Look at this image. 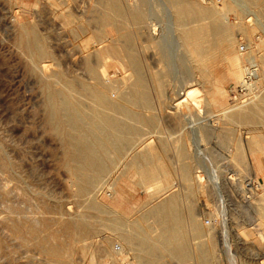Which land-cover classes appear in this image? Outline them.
I'll use <instances>...</instances> for the list:
<instances>
[{"label":"rangeland","instance_id":"obj_1","mask_svg":"<svg viewBox=\"0 0 264 264\" xmlns=\"http://www.w3.org/2000/svg\"><path fill=\"white\" fill-rule=\"evenodd\" d=\"M69 1L60 0L59 2L58 0L59 3H56L55 0L54 3L56 4H54L53 0H0V264H53L50 262L46 253L42 252L41 247L37 245L39 244L37 241L40 239H43V242L46 240L56 247L63 246V251L65 250V252H68L63 260L66 264H114L111 256L101 253L96 249L97 243L101 240L100 238L107 236L108 233L110 234L109 229H107V226H110V222H101L98 218L94 217L95 215L84 208L86 204L85 196L83 197L82 194L76 191L74 176L70 168L65 165L63 144L59 138L52 133L46 123L44 80H42L44 78L41 76L38 67L43 63L46 66H50L47 67L48 70L45 69V75H50L53 71L61 70L60 72L67 76H84V67L76 57H74V53L71 50L70 42H72L73 37L68 29V25L70 26L68 22L70 18L78 15L76 16L77 19L75 18L76 22L78 21L80 25L82 22L81 26H85L92 23V20L96 16L95 11L92 10L94 0ZM121 1L122 3L135 2H133V0ZM259 1L260 0H234L235 5H232L222 16L224 28L237 39L235 44L237 53H239V44L242 42L247 43L249 39L257 44L255 52L258 55L264 52V20L259 13V9L262 5ZM197 2L201 5H209L212 3L221 4L223 0H197ZM66 4H69V6ZM62 5H66V7ZM60 6H62V8H60ZM59 8L60 12L56 10ZM148 8L151 12H153L151 9L155 8L156 10L157 14H155L154 11L152 16H154L155 19H153L155 22L163 29L160 33L163 39L162 37H160V39L165 40L164 36H166L169 47H171L169 49V55L173 62L171 61L169 67L171 75L162 78L161 80L163 82L160 80V82L163 83L162 89L164 91L162 94H164V96L161 94L162 90H160V93L157 92L156 80L153 79L154 76L150 78L151 71L153 75V73L162 70V62H159V57L153 54L154 51L152 52V47H149L151 49L150 51L149 49H144L146 50V52H144L143 44L145 45V43H141L139 39H136L137 41L135 40V48L139 51H137V55L141 56H139V60L142 62L140 63L143 66H141V70L143 71L142 74L147 87L149 83L148 90H150L149 92L152 94L150 95L152 110L150 113L145 112V114L146 116L148 114V116L150 115L149 117H154L156 120L155 125L157 124L158 126L153 127L154 129H150H156L155 131H159L158 129H160L161 133L159 135L163 136L165 142L167 141L166 147L169 149L166 148L164 150L165 155L168 156H165V160L167 162H173L174 160L176 161V156L171 150L173 148L175 149V145H177L173 139L178 135L181 128L182 131L188 132L190 136L189 129L192 128L195 130V128H198L196 130L199 132V130H201L200 128L205 127L206 129L207 125L208 127L211 126V120L217 119L220 114V108L211 103L209 104L211 99L216 101V103H224L228 106L232 105V103L233 105L238 102L240 103L246 99L241 92L235 89L237 80L228 76L226 65L220 59H214L208 63L207 73H203L204 77H202L201 72L200 74L198 73L199 70L194 68L191 57L176 36L178 35L177 30H175L176 28L174 27L172 30H169V25L167 23V15L170 14L167 10L169 8L168 0H148ZM53 10L57 13H54ZM61 12H66L67 14H62ZM70 13L75 15L72 14L73 16L68 17L67 15ZM91 14L93 16H91ZM64 17L67 20L64 21ZM79 19H81V21H79ZM241 23H243V27L247 32L236 27ZM253 23L254 30L249 27ZM29 26L34 28L37 36L40 35L38 36L40 39H44L47 49L49 48L48 50L52 52L53 60L51 58H43L42 60L45 59L44 62H40V60H31L29 53L22 44L24 40V28ZM167 30L172 33L169 32L170 34H168ZM261 50L263 51L261 52ZM147 51L150 55L147 54ZM146 54L149 56L146 57ZM147 58L149 59L147 60ZM180 58L181 61H179ZM175 62L179 63L176 64ZM55 63H58V65ZM242 65L245 69L247 62L243 60ZM257 67L259 73L258 79L260 78L261 81L258 82L257 80L256 82L255 95L264 87V66L257 63ZM48 72L50 74H48ZM121 75L122 73L120 70H117L115 77L117 78ZM151 82H153V84H150ZM191 89L196 90L197 98H200L197 106H194L190 102V99H187L185 104L180 105L177 113H174L172 109L171 112H169V109H159L163 105L162 103L172 104L173 102L174 104L175 101L179 100L175 96L177 91L182 94L184 90L188 91ZM159 96L160 98H158ZM164 98L167 99L166 102ZM182 98L185 97L183 96ZM159 103L162 105H158ZM171 114L174 116L172 115L173 117H170ZM184 114H186V116ZM176 116L178 118H176ZM156 118L160 119L158 120ZM179 119H181L180 121L182 124ZM157 121L161 122L158 124ZM200 124L202 127H200ZM230 124V127L234 128L237 135L239 134L244 140L246 149L243 150V155H248H245V158L247 157V162L244 160L243 156L241 163H236L235 167L232 163L226 166V164H224L226 159L221 158L226 157L225 152L235 150L233 146H227L225 143L221 142L219 136L214 131L213 133L210 132L206 134L207 136L205 139L201 138L198 133L197 139L200 143H197L199 150L197 158H202L201 160L209 167H219L221 173H225L224 175L228 172L226 170L227 168H232V170L235 168L236 171H231L229 175H227L228 177L234 174L231 178L232 181L231 179L226 180L225 176L222 174L219 175L220 184L222 185L220 195L207 197L208 202L205 201V209L201 207L202 205L199 201L197 202L198 199H195L196 201L192 199L198 198L195 192L190 194L189 200H194L193 209L196 210V217L203 225L208 227L209 234L215 241L216 247L213 253L214 262L212 261V263L264 264V155H261L252 140L253 137H256L260 145L264 147V129L262 127L263 125H258L257 123H251L250 125L247 123H228V126ZM242 124L247 126H243ZM225 125L226 126L220 124L219 126L228 127L227 124ZM214 126L216 125L213 124L211 128H214ZM168 143L170 145L172 143V146ZM210 154L213 157L211 156L210 158ZM213 158L214 160H212ZM220 159L225 166H221ZM248 161L251 162L252 167L246 172ZM241 164L244 167L243 171L240 170L243 168ZM176 177L177 176L172 177V183H175L174 187L176 189L173 187L172 190H169L170 192L168 191L164 193L163 196L161 195V198L170 193L177 192L179 193V206L184 209L188 199H184L186 198V192L183 190V183L178 177L177 181ZM178 182L180 183L179 186ZM154 184L155 183H150L144 186L138 184L137 176L133 172H127L121 179L115 181L113 178H103L97 183L94 190L95 194L93 192V195L94 197L97 196L99 202H102L101 205L105 207V210H109L112 213L115 212L113 214L117 215V217L121 219H135L136 216H138V212L140 213L143 209V204L147 201L148 194L153 191ZM112 185L114 186L113 188L116 194L113 199H110L109 194ZM223 186L226 187L224 188ZM226 188H229V190ZM222 189L224 190L223 192ZM215 196H218V198L216 199ZM84 213H87L86 221L93 223L96 232L93 236L84 237H75L69 234L68 230L66 231L67 226L65 225L76 220L79 214ZM30 230L35 231V236L28 235ZM255 232H258L257 235H255ZM118 241L117 239L111 241L114 248H116ZM190 242L192 243L193 241ZM192 247L193 244H191V248ZM133 258V252L127 251V254L125 253L121 256L119 264H139L137 260ZM192 258L193 259L183 264H194L196 262L194 260V254H192ZM164 262L166 264H178L176 261L166 256Z\"/></svg>","mask_w":264,"mask_h":264},{"label":"bare ground","instance_id":"obj_2","mask_svg":"<svg viewBox=\"0 0 264 264\" xmlns=\"http://www.w3.org/2000/svg\"><path fill=\"white\" fill-rule=\"evenodd\" d=\"M59 2L56 0V3ZM133 2L122 3L121 0H94L92 10L95 11L96 16L92 20V23L85 26H81L82 22L81 25L78 24V21L76 22V16L78 15L73 14L75 11L67 15L68 17L75 15V17L69 19L68 23H70V26L68 25L69 28H67L73 37L72 42H70L71 50L74 53V57L83 65L84 76L81 77L79 75L81 78L74 77V75L67 76L60 72L61 70L53 71L51 74L48 72L50 75H45V69L48 70L47 67L50 66H46L43 63L38 67L41 76L44 78L42 80H44L46 123L52 133L63 144L65 165L70 168L74 176V185L77 193L82 194L83 197L85 196L86 204L84 208L95 215L94 217L98 218L101 222H110V226H107L110 234L108 233L109 235L107 234V236L100 238L101 240L97 243L96 248L98 251L111 256L114 264H119L121 256L125 253L127 254V251L133 252V259H136L139 264H166L164 262L165 256L176 261L178 264H183L193 259L192 254H194V260L197 264H214L212 261L214 259V248L216 247L215 241L209 234L208 227L203 225L196 217V210L193 209V201L198 199L197 202L199 201L202 206L199 205L205 209V201L208 202L207 197L213 195L219 196L222 187L219 175L222 173L219 167H209L201 160L202 158H197L199 152L197 143H200L197 139V134L199 133L201 138L205 139L206 134L213 133L214 131L219 136L221 142L227 146H233L235 150L224 151L226 157L221 158L226 159H224L226 166L232 163L235 167L236 163H241L243 156L246 161V154L243 155V150L246 149L244 140L239 134L237 135L234 128L230 127L231 124L228 126V123H247L249 125L251 123H257L258 125H263L262 127L264 129V87L261 91L259 90L260 92H257V95L253 99L250 98L245 102H238L234 105L232 103L230 106L224 103H216V101L211 99L209 104L211 103L220 108V114L217 119L211 120V126L213 127V124L216 126L214 128L209 126V128L207 125L206 129L205 127L200 128L201 130L199 132L196 130L198 128H195V130L191 128L189 129L190 136L188 132L182 131L181 128V131L179 130L178 135L173 139L175 144H177L175 145V149H170L171 152H174L176 161L167 162L165 160V156L167 155L164 153V150L167 148V141L165 142L163 136L159 135L161 133L160 129L156 127L159 131H155L156 129L151 130L158 125H155L156 120L154 117H149L150 115L148 116L147 114L146 116L145 114V112L150 113L152 110V102L150 99V95L152 94L148 90L149 83L147 87L142 74V62L139 60L141 56L139 55V57L137 55L138 50L135 48V42L137 41L136 39H139L141 43H145V45L143 44V50L149 49L150 51L153 49V54H156L159 57V62H162L163 68L161 71L159 70L152 75V71L149 70L151 71L150 78L154 76L156 90L158 93L162 90L161 94L164 91L162 89L163 81L161 79L171 75L169 68L171 61L173 62L169 55V49L171 47H169L166 36H164L165 40H162L163 36H160V33L163 29L155 22V18L152 16L154 11L157 14L156 7L151 9L153 11L151 12L150 7L148 8V0H133ZM259 2L262 4L259 13L264 20V0H260ZM69 4L66 5L69 6ZM66 5L62 6L66 7ZM232 5H235L234 0H223L221 4L212 3L209 5H201L197 0H168L169 8L167 10L170 14L167 15V23L169 30H172L174 27L176 28L175 30L178 33L176 36L180 40L179 42H181V45L191 57L194 68L199 70V74L200 72L202 73V77H204L203 73H207L208 63L214 59H220L226 65L228 76L237 80L238 85L244 75L243 60L246 62L251 61V63L254 61L264 66V52L258 55L255 52L257 44L249 39L246 43L247 52L245 54L237 53V50H235L237 39L226 31L222 23V16ZM60 8L56 10L60 12ZM53 11L54 13L56 12L55 10ZM91 16L93 15L91 14ZM65 20L67 19L64 17ZM243 26V23H241L236 27L246 31ZM249 27L254 30V23ZM169 30H167L168 34L172 33ZM23 32L24 40L22 44L29 53L31 60H40V62H44L45 59L42 60L43 58H51L53 60L51 50L49 51V48L47 49L44 39H40L38 37L40 35H36L33 27H25ZM149 47L152 48L150 49ZM147 54L150 55L148 51ZM147 54L146 57L149 56ZM179 61H181V58ZM117 70H120L122 75L116 78L115 74ZM257 80L258 82L261 81L260 78ZM150 84H153V82ZM180 95L185 98H182ZM175 96L179 99L177 100L178 102L175 101L174 104L173 102L172 104L162 103L163 105L159 103L158 105H162L159 109H169V112L172 109L174 113H177L180 105L185 104L187 99H190V102L194 106L198 105L200 99L197 98L196 90L193 89L188 91L184 90L182 94L177 91ZM172 115L170 117L174 116ZM184 115L186 116V114ZM176 118L178 117L176 116ZM220 124L224 126L227 124L231 129L219 126ZM252 140L257 150L260 151L261 155H264L263 145H260L256 137H253ZM170 146H172V143ZM209 156L211 158L212 155L210 154ZM221 159L220 163L222 166L223 161ZM242 164L241 166L243 167ZM250 167H252V164L248 161L247 170L245 168L246 172L250 170ZM243 169L244 167L240 170L243 171ZM226 170L228 171L227 174L224 175V173L222 175L225 176L226 180H230L234 174L232 173L233 175L231 174L232 176L228 177L227 175L231 171L236 170L235 168L234 170L232 168H227ZM127 172H133L137 176L138 184L143 186L155 183L153 191L148 194L147 201L143 204V209L140 213L138 212V216L135 219H121L117 217V215L113 214L115 212L112 213L109 210H105V207L101 205L102 202H99L97 196L94 197L93 195L97 183L103 178L109 177L115 181L121 179ZM222 175L221 177L223 178ZM173 176H177L183 183V190L186 192V198L184 199H188L184 209L179 206V193L177 192L170 193L161 198L164 193L170 189L172 190L175 186V183H172ZM179 182L178 186L180 184ZM113 187L112 185L110 188V199H113L116 194ZM223 187L225 188L226 186ZM223 189L222 192L225 190ZM193 192L196 193L195 195L198 198H192L194 200L191 201L189 200V196ZM218 196H215L216 199ZM86 215L87 213L79 214L76 220L66 224V231L68 230L69 234L75 237L93 236L96 232L95 227H93V223L86 221ZM28 235L35 236V231L30 230ZM113 239L119 240L116 248L111 244ZM190 241L193 242L191 243ZM37 242L42 252H45L49 257L50 262L53 264H66L63 260L68 252L63 251V246H53L46 240L43 242V239ZM191 244H193L192 248Z\"/></svg>","mask_w":264,"mask_h":264},{"label":"built area","instance_id":"obj_3","mask_svg":"<svg viewBox=\"0 0 264 264\" xmlns=\"http://www.w3.org/2000/svg\"><path fill=\"white\" fill-rule=\"evenodd\" d=\"M238 52L240 54H245L247 52V45L242 42L238 46ZM253 63V64H252ZM247 61V66L245 67V72L242 81L235 87L239 92H241L246 99L245 101L252 99L256 94V82L258 79V67L256 62ZM235 90V91H237ZM244 100L242 102H245Z\"/></svg>","mask_w":264,"mask_h":264}]
</instances>
